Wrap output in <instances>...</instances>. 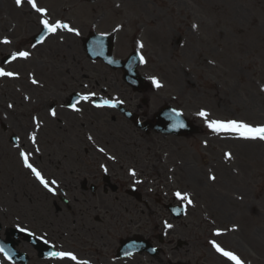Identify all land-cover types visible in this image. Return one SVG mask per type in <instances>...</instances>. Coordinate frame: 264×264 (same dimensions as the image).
<instances>
[{"label":"rangeland","instance_id":"374dc122","mask_svg":"<svg viewBox=\"0 0 264 264\" xmlns=\"http://www.w3.org/2000/svg\"><path fill=\"white\" fill-rule=\"evenodd\" d=\"M75 1L79 3L81 11L73 14L70 12L68 16L73 17L76 24L86 31L95 17L93 10H101L108 2L111 4L116 1L121 2L124 9V13L118 14L120 17L124 14L131 23L137 21L149 26L148 37H144L151 49V60L153 59L149 70L151 74L156 73L161 77L163 85L154 95L155 107L167 100L183 108L202 128L198 135L187 139L151 135L146 137L147 144L144 145L139 137L131 133L132 127L126 124L127 130L124 133L133 140L135 148L143 147L144 153L150 154L133 156L134 158L131 156L127 158L128 163L123 168H116L126 174L128 166L132 165L140 171L139 166L132 163L133 159L142 166L146 160L155 161L164 175L167 174L165 171L172 167L175 169L173 173L176 175L177 188L190 191L191 195L194 193L196 210L202 207L205 200L209 210L220 208L223 220L227 217L228 202L233 203L239 211L242 233L240 236L229 233L221 237V240L229 246L228 248L233 247L240 251L248 264H264V142L241 141L215 135L206 127L204 120L196 115L203 109L210 113L209 119L238 118L253 125L264 124V3L226 0L221 16H218L212 11L211 3L203 0H171L179 4V11L175 15L167 12L160 4L162 1L168 5L167 0H99L98 4L91 5L88 10L86 7L82 8L84 3H80L81 0ZM3 2L4 8L0 11L6 12L9 2ZM109 11L114 18L116 10ZM164 12L166 15H163ZM11 13L21 21L19 27H27V30L22 32L29 36L35 32L37 23L31 21L30 14L19 10H11ZM189 16L193 17L196 27L193 32L184 28L188 41L178 48L177 42L172 41L178 33L177 30L184 23L187 25L186 18ZM151 20L154 21L152 25L149 24ZM103 24L106 28L110 27L107 22ZM157 30H160L159 36L156 35ZM70 45L76 47L71 48ZM77 46L81 47V44L71 41L55 57L58 61L55 66L44 69L42 75L48 83L38 95L67 94V84L64 86L60 82L63 75L67 80L73 76L82 79V74L73 72L78 71L80 60L86 59ZM65 51L74 53L77 62L70 61ZM42 52V49H37L35 54L42 56ZM68 61L71 62L69 67L73 71L67 68L64 73V63ZM154 65L155 69L152 68ZM85 68L87 72L95 71L108 76L112 83L118 85L115 76L101 66L87 64ZM118 80L122 82L120 78ZM171 95H177L178 99L172 98ZM41 98L44 101L47 99ZM113 127L119 129L117 124ZM157 145L167 147V157L156 153ZM58 150L59 148L55 147L56 153L52 155L56 156ZM225 151L232 152L230 159L225 157ZM39 160L48 172H54V167L45 157L40 156ZM209 174H215L216 179L211 181ZM226 175L237 178H223ZM199 183L205 185L199 186ZM19 193H22L23 197L13 204V198ZM2 194L7 196L5 201ZM32 196L45 204L44 213L47 215L48 202L29 182L14 150L11 147H1L0 207L4 209H0V213L5 215V219H0V222L6 227L14 221L18 223V219L29 223L25 211ZM192 212L190 209L182 222L188 221ZM138 215L143 221L133 223L136 217L132 215L127 224L129 235L143 232L146 215L141 212ZM81 218L89 220L90 213H81ZM70 220L68 213L60 215L55 225L48 228L57 229L61 224L68 225ZM35 227L42 231L40 227ZM60 239L71 241L69 236ZM203 251L195 246L197 257H202L200 254L203 255ZM180 255L189 257L191 253ZM198 262L201 263V259ZM210 262L216 264L213 259H210Z\"/></svg>","mask_w":264,"mask_h":264},{"label":"snow or ice","instance_id":"6c2138e0","mask_svg":"<svg viewBox=\"0 0 264 264\" xmlns=\"http://www.w3.org/2000/svg\"><path fill=\"white\" fill-rule=\"evenodd\" d=\"M27 3L30 8L39 14L41 17L39 20L40 25H42V31L43 35H40L37 37L36 43L32 44V47L35 48L39 44H43L45 42V39L48 35H56L58 32H67L72 33L76 36H79L81 33L79 29L72 27L70 24L62 21V20H55L51 21L48 17V10L44 7H40L37 3V0H15V4L19 7L22 6L24 3ZM195 28L196 25H193ZM119 29H114V31H118ZM103 35H107L106 33H102ZM0 43L2 44H10L11 41L7 38H4L3 40H0ZM138 47L142 49L144 47L143 43L137 42ZM31 52L29 51H21L17 50L13 52L10 57L5 61L7 64H11L14 61L22 60L27 61L31 57ZM139 63L146 64L147 61L145 57L142 54H139ZM111 63V61H109ZM19 72L16 71H10L6 70L4 67H0V78H18ZM152 84L157 88L163 87V85L160 83V81L156 77H151ZM32 84H38L39 81H37L35 78L32 79ZM84 89H88V85L83 86ZM25 99H28V97H25ZM88 104L94 109H115L119 107L120 105L124 104V100L119 98H102L97 97V93L95 91H85L82 93H77L76 99L68 105V107L71 109V111L76 113H81L83 111V105ZM9 108L12 107L11 104L8 105ZM50 115L52 117H56L57 112L54 108L50 109ZM173 115L177 118L176 123L173 125V127H184V123L179 119L182 116V112L173 109L172 110ZM197 116L202 118L205 122L206 127L215 135H224L236 140L241 141H262L264 142V124H258L253 125L248 122L242 121V120H217V119H209L210 113L201 109L199 112L196 113ZM33 121L35 122L36 128H40V121L33 116ZM29 139L31 140L32 144L35 145L37 143V137L36 133L33 132ZM89 140H93V137L91 135L88 136ZM19 138L17 137V141ZM16 147L19 148V144L17 143ZM36 152H39V148H35ZM98 151L101 153H104L109 160H115L116 157L113 155H108L105 148L99 147ZM30 155L31 153L25 152L23 149H20L19 151V157L23 162L24 167L30 170L31 174L35 176V178L39 181V183L48 191L53 194L56 192V188L58 187L56 180L48 181L45 179V177L42 175L41 171H39L33 163L30 162ZM226 158H231L230 153L225 154ZM101 168L105 173L108 172V168L105 165H101ZM129 175L133 178L137 176V172L134 169H131L129 171ZM211 179H215V177H211ZM136 184L142 183L141 180L136 179ZM56 186V187H53ZM174 196L180 200L181 202H185L187 205H192L193 201L190 198L188 193H182L180 191L174 192ZM177 214H179V210H177ZM164 226L168 229H171L173 227L172 224L168 223L167 221L164 222ZM19 227V225H17ZM233 231L236 229L233 228ZM20 231L26 232L28 231L25 228H20ZM33 234V233H30ZM223 235V232L220 229H216L214 232V236H221ZM41 239L44 240V243H48L49 241L47 239H44V237H41ZM209 243L211 244L212 248L222 257L224 258L226 264H245V261L241 259V257L235 253L234 251L227 250L225 247H223L220 243L217 242V240L213 239L210 240ZM55 247V245H53ZM153 252L156 251L155 248L152 249ZM0 252L4 253V256L6 259H11V256L5 251L3 247H0ZM51 258L58 259L60 261L66 262V264H90V262L86 259L79 258L73 251H53L50 254ZM126 256H131V252L125 253Z\"/></svg>","mask_w":264,"mask_h":264},{"label":"flooded vegetation","instance_id":"af4514ba","mask_svg":"<svg viewBox=\"0 0 264 264\" xmlns=\"http://www.w3.org/2000/svg\"><path fill=\"white\" fill-rule=\"evenodd\" d=\"M6 89L9 90V94L7 95L10 103H6L7 106L9 104L12 105L11 110L12 114L9 118L8 123L3 121L0 107V142L3 143L7 139V133L10 135L14 133L12 128L16 127L17 121V108L19 107V95L16 86L13 83H10L6 86ZM2 95H0V100L2 99ZM8 102V101H7ZM33 132H35V126L28 127L26 129L20 130V138L24 142ZM10 135L8 136L10 140ZM56 137L60 138V132L56 135ZM95 168V164L90 163L88 161L85 162V171H80L79 173H75L72 170H66L64 172L65 178L63 183H59L60 190L69 196L75 194L86 195L92 193V196L96 199V203L93 204V210L97 211L102 208L105 211V217H101L99 214H96L95 220L99 224H103L105 229V233H101L97 226H94V235H82V238L86 240L90 244L89 253L90 255H99L96 260L93 261V264H140L139 260H135L131 262L128 258H119L117 257V246L114 242V236L107 235L108 228L112 226L113 221L116 223H120L119 220H116L114 216L109 215L107 199L104 197L109 193V182L111 180L106 179L104 175L101 178L94 177L92 171ZM92 187V192L89 191V187ZM118 186V185H117ZM111 191H113L112 185H110ZM58 206V204H56ZM146 207L148 206L145 203ZM151 210L150 207H147ZM175 240L170 239L164 243V248L162 253L165 252L166 257L165 260H169L171 251L172 256L176 255L177 248L174 247ZM116 251V252H115ZM87 253V252H86ZM111 253V254H109ZM146 256V254H145ZM157 257V258H155ZM150 257V264H167L164 263L163 258L159 256ZM170 264V263H168Z\"/></svg>","mask_w":264,"mask_h":264}]
</instances>
